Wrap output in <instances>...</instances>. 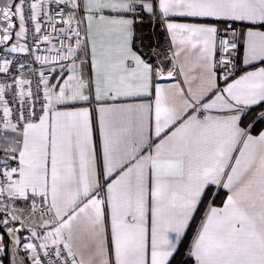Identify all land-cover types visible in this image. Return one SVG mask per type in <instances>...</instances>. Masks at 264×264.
<instances>
[{
	"label": "snow or ice",
	"instance_id": "1",
	"mask_svg": "<svg viewBox=\"0 0 264 264\" xmlns=\"http://www.w3.org/2000/svg\"><path fill=\"white\" fill-rule=\"evenodd\" d=\"M0 264H264V0H0Z\"/></svg>",
	"mask_w": 264,
	"mask_h": 264
}]
</instances>
